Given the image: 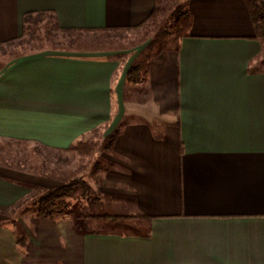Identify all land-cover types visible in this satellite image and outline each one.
Instances as JSON below:
<instances>
[{
	"label": "crops",
	"instance_id": "crops-1",
	"mask_svg": "<svg viewBox=\"0 0 264 264\" xmlns=\"http://www.w3.org/2000/svg\"><path fill=\"white\" fill-rule=\"evenodd\" d=\"M168 1L191 17L177 50L135 42L154 0H0V48L12 50L0 64V208L85 179L65 148L120 127L103 153L118 170L96 188L109 213L150 217L94 232L68 211H0V264H264V42L245 0ZM38 11L91 44L14 46ZM22 148L45 150L51 168L26 164Z\"/></svg>",
	"mask_w": 264,
	"mask_h": 264
},
{
	"label": "trees",
	"instance_id": "trees-1",
	"mask_svg": "<svg viewBox=\"0 0 264 264\" xmlns=\"http://www.w3.org/2000/svg\"><path fill=\"white\" fill-rule=\"evenodd\" d=\"M168 0H154L153 9L146 21L141 25L144 26L148 22L155 20L161 10L165 7V2ZM247 10L250 15V20L255 32V37L264 42V2L262 0H245ZM167 9V8H166ZM173 16V36L174 48H179L180 40L188 35V30L191 25L190 14L180 5H170L168 8ZM75 30L59 27L56 16L53 12H29L22 16V34L13 42L14 46H20L21 49H32L27 45L31 41L37 42L43 48L71 50L78 46H85L91 44L86 38L75 34ZM146 50L153 47V40L150 39L144 46ZM40 48V47H38ZM144 49V51H145ZM142 51V55H144ZM262 60H264V47L261 52ZM141 61H136L132 64L127 72V80L135 81L140 75ZM120 132V127H116L106 139L102 141L92 140H77L70 144L65 150L76 153L80 156L92 155L99 150V153L104 149H110L112 141ZM107 145V146H106ZM93 185L82 176H69L62 183L51 188H30L22 197L15 201L8 208H0V211L5 212L9 210L16 213L22 208H26L28 203L34 207L35 213L41 217H50L65 211H68L71 206V200L80 203V211L78 217L86 222L88 220L96 221L100 224H122L131 225L134 222H141L143 220H150V217L143 213H122L112 214L109 212H86L84 208L91 205L100 198L98 188L95 189ZM96 193V194H95ZM87 229V228H86ZM95 231L103 229H93ZM20 237V238H19ZM18 241H21V236H18Z\"/></svg>",
	"mask_w": 264,
	"mask_h": 264
},
{
	"label": "rangeland",
	"instance_id": "rangeland-1",
	"mask_svg": "<svg viewBox=\"0 0 264 264\" xmlns=\"http://www.w3.org/2000/svg\"><path fill=\"white\" fill-rule=\"evenodd\" d=\"M172 1H166L165 7L163 10H161L155 20H152L145 24L141 31L138 33H134L133 37H135V42L144 40L146 37H149L150 39L153 40V49L155 50H161V49H166V48H171L174 46V36H173V16L168 10L170 7ZM183 8L184 5H181ZM167 8V9H166ZM34 48V47H30ZM12 53L11 49H2L0 48V64L4 63L9 55ZM132 92V91H131ZM141 92V91H135ZM128 93V91H127ZM127 95V94H126ZM128 120V118H126ZM107 146V145H106ZM24 150V155L25 157H28L26 164L29 162V158L31 160V165H34L32 162L35 161L36 164L40 161V167L39 169L42 170H47L48 168H51L50 166H46L45 160H43L45 157H47V152L43 149H38V148H31V150L28 148L23 149ZM23 152V151H22ZM109 152V150L104 149L102 152L99 153V150L92 155H85V156H80L77 155L76 153H73L75 156L72 154L69 155V161L70 163L74 164L71 165L70 167L73 168V166H79L82 167L80 168V171H78L77 168H73L74 171L79 172H84L85 180L93 184L92 187L97 189L96 187H99L101 185L105 184V176H106V171H109L110 169L117 171L118 168L114 163H111L108 159L104 158L105 156L103 153ZM71 153V152H70ZM46 166V168H45ZM76 173V172H75ZM96 194V193H95ZM108 199H111L108 197ZM80 211V208L77 206V201L71 200V206L70 209L68 210L69 215L74 216L75 214H78ZM84 211L86 212H96V213H102V212H114L113 209L108 207L104 199H98L96 200L91 207L87 205V207L84 208ZM78 223V222H77ZM139 223L138 221L134 222L131 225H126V224H100L96 221L93 220H88L86 222H79L77 225L79 228L84 227V228H93V229H113L116 228L117 230L121 231H139ZM142 225H144V222H142ZM18 231V229H16Z\"/></svg>",
	"mask_w": 264,
	"mask_h": 264
}]
</instances>
